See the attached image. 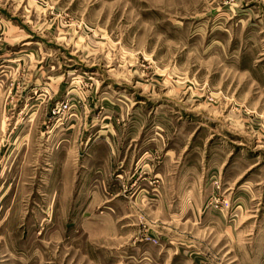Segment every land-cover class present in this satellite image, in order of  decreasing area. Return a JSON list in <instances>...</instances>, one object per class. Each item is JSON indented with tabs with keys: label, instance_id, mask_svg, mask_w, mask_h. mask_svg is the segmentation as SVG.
Listing matches in <instances>:
<instances>
[{
	"label": "rangeland",
	"instance_id": "1",
	"mask_svg": "<svg viewBox=\"0 0 264 264\" xmlns=\"http://www.w3.org/2000/svg\"><path fill=\"white\" fill-rule=\"evenodd\" d=\"M0 264H264V0H0Z\"/></svg>",
	"mask_w": 264,
	"mask_h": 264
},
{
	"label": "crops",
	"instance_id": "2",
	"mask_svg": "<svg viewBox=\"0 0 264 264\" xmlns=\"http://www.w3.org/2000/svg\"><path fill=\"white\" fill-rule=\"evenodd\" d=\"M144 138V142H146V136H144L143 137ZM144 147H146V146H144ZM147 153V152H146ZM146 153H144V154H142L141 152H140V154H138V155H136V151L135 152H133V151H130V155H129V164H132V163H135V164H137V163H139L140 161L142 162V164L143 165H141L142 166V169L143 170H150V163H149V160H150V158H148V156H146ZM136 155V156H135ZM131 158H134V160L132 161L131 160ZM137 166V165H136ZM152 170V169H151ZM154 172V174H155V176H158V174H160L161 175V172L159 171V170H156V172H155V170L153 171ZM158 172V173H157ZM154 177V176H153ZM154 179V182H160V183H162L163 182V179H161V180H158V179H156L155 180V178H153ZM175 179H177L176 178V176L175 175H170V177H168L167 178V180L169 181L170 180V182H176L175 181ZM160 185V184H159ZM143 190V189H142ZM177 192H178V190H176Z\"/></svg>",
	"mask_w": 264,
	"mask_h": 264
}]
</instances>
